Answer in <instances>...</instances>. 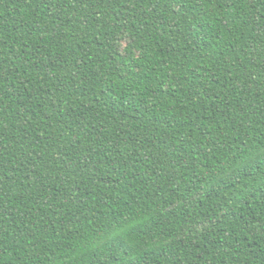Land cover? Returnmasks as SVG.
<instances>
[{"label": "trees", "instance_id": "1", "mask_svg": "<svg viewBox=\"0 0 264 264\" xmlns=\"http://www.w3.org/2000/svg\"><path fill=\"white\" fill-rule=\"evenodd\" d=\"M0 264H264V0H0Z\"/></svg>", "mask_w": 264, "mask_h": 264}]
</instances>
